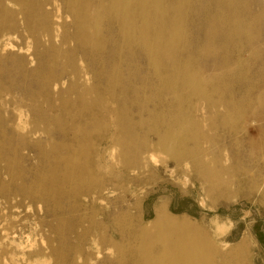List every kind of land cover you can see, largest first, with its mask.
Masks as SVG:
<instances>
[{
  "label": "bare ground",
  "instance_id": "1",
  "mask_svg": "<svg viewBox=\"0 0 264 264\" xmlns=\"http://www.w3.org/2000/svg\"><path fill=\"white\" fill-rule=\"evenodd\" d=\"M196 6L206 15L204 40L193 53L186 21L196 15ZM260 16L264 22V0H0V179L12 183L26 179L30 195L40 204L50 200L59 208L58 201L71 198L93 208L94 196L109 194V182L102 184L92 170L98 159L92 158V137L109 117L116 136L111 142L127 171L142 166L141 150L147 149L146 139L135 130L160 129L154 133V150L177 165H189L209 187L218 188L225 182L219 177L229 170L205 163L197 124L187 108L181 112V101L196 98L220 105L223 112L217 124L236 129L243 117L235 114L241 103L237 108L225 94L230 82L248 81L250 70L243 66L241 48L249 47L247 60L262 51L257 45ZM234 53L235 58L228 57ZM136 54L146 62L144 75L140 67L131 70V61L122 68L123 60ZM202 60L214 62L217 71L202 73L198 66ZM92 61L97 70L81 68ZM10 74L21 76L24 84L14 86L16 79L5 77ZM26 81L35 93L24 105L25 113L15 118L7 97L11 90H24ZM146 91L165 93L178 105L140 98ZM131 101L139 104L128 112L124 107ZM21 119L30 126L24 136L18 133ZM33 138L41 172L27 175L20 168L19 154L24 159L28 148L21 146L22 141L30 143ZM190 141L193 147L188 146ZM7 192L1 181L0 195ZM153 215L146 225L136 216H126L134 221L129 235L117 231L109 236L90 219L91 229L78 234L83 244L79 264H109L110 253L118 264H245L242 244L226 253L217 238L184 217L170 215L163 204ZM102 253L105 258L96 262Z\"/></svg>",
  "mask_w": 264,
  "mask_h": 264
},
{
  "label": "rangeland",
  "instance_id": "2",
  "mask_svg": "<svg viewBox=\"0 0 264 264\" xmlns=\"http://www.w3.org/2000/svg\"><path fill=\"white\" fill-rule=\"evenodd\" d=\"M196 8L193 19L189 17L186 21L187 30L192 35L189 44L193 53L199 52L204 40L203 17L206 15L204 8ZM259 30L257 45L263 48L258 51L257 58L247 60L249 47L241 48L243 66L246 68L248 65L250 70V74L246 75L248 81L230 82L225 94L226 99L232 97L237 108L241 103V109L235 114H243V117L236 129L219 127L216 118L223 112L220 105L212 106L196 98L181 101V112L184 113L187 108L197 124L198 145L205 163L215 170H229V174L219 177L220 181H225L224 184L213 189L189 165H177L157 149L155 151L154 133L160 129L151 132L145 127L135 130L138 137L146 139L147 149L141 150L142 166L135 171H127L119 163L118 150L113 148V137L116 136L107 117L104 129L92 137L93 160L96 161L98 156L96 167L92 170L95 176L100 177L102 184L109 182V194L94 196L97 203L93 208L87 207V201L74 202L71 198L58 201L59 208L50 200L40 204L38 199L30 195L27 188L29 181L26 179L17 183H12L9 178L0 179L9 189L5 195H0V264H79V251L83 244L78 234L89 227L91 229L90 219L102 225V229L106 228L109 236L117 231L129 235L134 231L133 220L130 223L126 216H136L141 225H146L153 219L155 207L162 204L170 215L178 219L184 217L200 225L211 237L217 238L226 253L231 247L242 244L247 256L245 264H264V22L261 16ZM233 55L229 54L228 57L235 58V53ZM130 61L133 66L131 70L140 67L142 75L148 72L146 62L139 54L126 57L122 68L125 69ZM84 65L90 70H97L94 61L84 62L81 68ZM198 66L202 73L217 71L216 64L211 60H202ZM5 77L16 79L14 86L25 82L19 75ZM250 79L252 82H249ZM25 86L24 90H11L7 97L12 103L8 110L12 109L15 118L25 113L24 105L29 103L35 93L28 81ZM139 96H148L153 100L157 98L155 103L160 99L164 106L167 103L174 107L178 105L165 93L146 91ZM2 97L4 99L6 94ZM214 101H217V97ZM137 104L139 102L131 101L124 108L131 112ZM73 107L75 105L72 103ZM148 107L151 109L152 105ZM251 119L255 124H251ZM21 122L18 133L24 136L23 132L30 126L23 124V119ZM46 130H49L48 126ZM67 135L72 136V133L68 132ZM35 139H31L30 143L19 141L23 142L22 147L28 148L24 159L19 154L20 168L27 175L41 172V162L34 147ZM193 145L192 141L188 144L189 147ZM19 184L24 187H17ZM90 255L92 258L93 254ZM110 255L109 264H118L116 256ZM103 258L104 253L102 259L96 262Z\"/></svg>",
  "mask_w": 264,
  "mask_h": 264
}]
</instances>
